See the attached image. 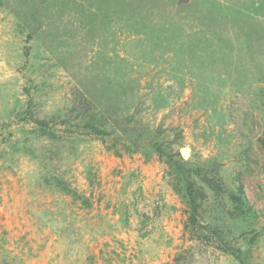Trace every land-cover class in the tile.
<instances>
[{
	"label": "rangeland",
	"instance_id": "obj_1",
	"mask_svg": "<svg viewBox=\"0 0 264 264\" xmlns=\"http://www.w3.org/2000/svg\"><path fill=\"white\" fill-rule=\"evenodd\" d=\"M0 264H264V0H0Z\"/></svg>",
	"mask_w": 264,
	"mask_h": 264
},
{
	"label": "trees",
	"instance_id": "obj_2",
	"mask_svg": "<svg viewBox=\"0 0 264 264\" xmlns=\"http://www.w3.org/2000/svg\"><path fill=\"white\" fill-rule=\"evenodd\" d=\"M92 130H94L97 134H104L105 130L99 128L98 126L92 125ZM128 134V137L131 139V145L136 143L134 140V136H131L129 132H126ZM154 150L158 153V156L162 157H169L164 158L166 161V164L173 169V172L170 173L172 176V183L173 188L176 193H178L185 201L187 208H188V218L187 222L185 224L186 227H190L191 229H194L193 231L195 233H198L201 236L199 240H203L206 243L210 242L209 234L208 233H217L219 230L214 224L211 222L208 223H201L199 222V219L197 216L200 213V208L202 205V202L206 198V194L202 189V186L196 184L193 177L188 173V170L185 171L186 168V162L180 157L179 152H176L175 155H168L163 153V148H161V145L157 143H152ZM136 146V145H135ZM136 149V148H135ZM196 174H199L201 179L206 183L207 187L211 191L214 192V194H219L222 191L221 184L219 182H216L211 177L205 178V176H202V174L199 172H195ZM230 199L233 202H236V207L234 208L235 214H238L240 217H244L246 212H253L251 211V207L246 203V201L242 198V192L241 189H238L237 193H231ZM198 229H201L200 232H197ZM242 232L241 234H243ZM234 238H228L226 235L222 236L219 240H217V246L220 250L223 252L233 256L236 260L243 263V257L246 254V249H241L240 246L234 247L232 244V240ZM251 239V238H250Z\"/></svg>",
	"mask_w": 264,
	"mask_h": 264
},
{
	"label": "water",
	"instance_id": "obj_3",
	"mask_svg": "<svg viewBox=\"0 0 264 264\" xmlns=\"http://www.w3.org/2000/svg\"><path fill=\"white\" fill-rule=\"evenodd\" d=\"M179 153L182 158L186 159L188 157L189 149L187 147H182L179 149Z\"/></svg>",
	"mask_w": 264,
	"mask_h": 264
}]
</instances>
